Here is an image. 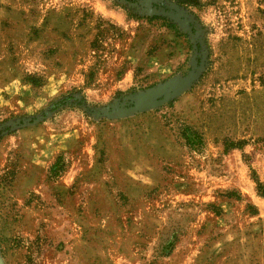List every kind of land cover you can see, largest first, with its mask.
Returning a JSON list of instances; mask_svg holds the SVG:
<instances>
[{"label": "rangeland", "instance_id": "rangeland-1", "mask_svg": "<svg viewBox=\"0 0 264 264\" xmlns=\"http://www.w3.org/2000/svg\"><path fill=\"white\" fill-rule=\"evenodd\" d=\"M148 2L0 0V264H264V0Z\"/></svg>", "mask_w": 264, "mask_h": 264}, {"label": "trees", "instance_id": "trees-1", "mask_svg": "<svg viewBox=\"0 0 264 264\" xmlns=\"http://www.w3.org/2000/svg\"><path fill=\"white\" fill-rule=\"evenodd\" d=\"M122 2L127 3L130 6V10L127 12L129 17L140 18L143 17L140 15V12L143 10L144 6L142 4V0H121ZM175 0H161L159 3L151 2L149 4V9L159 10L162 9L164 11L168 10V5L174 3ZM193 4V3H192ZM175 5L180 9H186L187 6H190L189 0H177ZM191 27V31L196 32V27L189 23ZM198 43V42H197ZM198 45V44H197ZM199 46V45H198ZM32 80V79H31ZM80 90L73 89L68 91L66 94L60 95L59 98L55 99L51 103H49L46 109L41 110L39 114V119H43L47 116V114L55 113L59 110L64 109L66 106L71 104H81L78 102H85V99L80 94ZM37 119L36 116H23L17 118L16 126L35 122ZM169 122V121H167ZM178 135L183 139L184 144L191 150H196L202 144V137L200 133L187 125L185 122L178 121ZM4 183V179L0 180V191L2 185ZM257 191L264 197V185L261 183H257Z\"/></svg>", "mask_w": 264, "mask_h": 264}, {"label": "water", "instance_id": "water-1", "mask_svg": "<svg viewBox=\"0 0 264 264\" xmlns=\"http://www.w3.org/2000/svg\"><path fill=\"white\" fill-rule=\"evenodd\" d=\"M151 2H156V3H159L160 1L159 0H149V2H148V6H149V4L151 3ZM177 8V7H176ZM176 8H174L171 4H169L168 5V10L167 11H164V10H162V9H159V10H156V11H158V12H161V13H166V14H172V15H177V16H179V18H183L184 20H185V17L183 16V15H181L180 13H179V10L178 9H176ZM185 23L187 24V26L189 27V29H190V31H191V27H190V22L189 21H187V20H185ZM123 103H125V102H123Z\"/></svg>", "mask_w": 264, "mask_h": 264}]
</instances>
